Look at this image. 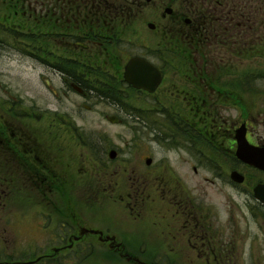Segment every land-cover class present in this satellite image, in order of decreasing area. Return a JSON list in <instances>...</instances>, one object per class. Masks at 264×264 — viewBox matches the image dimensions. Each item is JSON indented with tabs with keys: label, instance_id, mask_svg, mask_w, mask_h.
<instances>
[{
	"label": "rangeland",
	"instance_id": "1",
	"mask_svg": "<svg viewBox=\"0 0 264 264\" xmlns=\"http://www.w3.org/2000/svg\"><path fill=\"white\" fill-rule=\"evenodd\" d=\"M128 1L135 3L133 18H136L137 24L135 30L128 26L124 31L126 38L133 42V49L121 53L111 43L102 48L90 46L92 48L90 51L99 56L104 49L108 51L107 56L125 57V59L133 53H146L160 63L153 50H156L159 43L163 45L159 40L163 37V30L167 27H172L174 30L182 28L178 24L181 25L188 15L192 0ZM110 2L112 3V0ZM238 2L239 12L245 15L240 16L244 24L239 25L235 30L238 35L225 38L216 35L205 42L203 55L211 62L212 72L214 71L212 75L216 73L222 76L214 86L227 88L229 92L233 89V92L237 93L238 109L221 107L222 110L213 114V119L223 123L220 121L223 116L227 118L228 126L231 121L233 126L238 122V128L247 122L249 131L259 138V140L256 138L258 141L264 143V58L257 56L260 54V47L264 48V0H238ZM228 3L227 11L233 10L235 0H228ZM207 5L208 3H205V10ZM199 6V3H195L194 7ZM222 7L217 8L224 11ZM200 9L199 7V11ZM113 10L117 12L116 15L120 14L119 10ZM165 10L177 14V17L180 15V18L173 19ZM199 14L201 17L208 16L207 11H201ZM149 23L157 25L155 28L158 35L148 27ZM223 29L219 28V30ZM14 40L17 41L11 35L0 32V106L11 104L16 107V116L12 118L18 120L6 123L5 126L11 127L13 122H18L17 126L25 135H38L41 137L40 141H51L56 146L60 145V141L65 145L72 139L73 148L70 147V152L66 151L65 157L63 156L65 163L71 162L67 171L57 167L56 160L51 158L52 152L44 153L43 147L40 146L39 155L54 165H51L55 170L54 177L56 178L55 174L59 173V180L65 184L63 199L98 200L102 195L101 191L111 181L114 184V179H117L106 172V169L111 168L112 163L118 160L110 157V152L113 150L120 152V164L128 167L125 181L127 189L132 190L131 187L136 184L137 177L133 171L141 165V159L151 155L154 158L153 167H157L159 185L164 189L167 187L178 189L176 192L178 199H181L184 193L185 199L189 196L190 201L192 200L194 205L201 207L208 215L207 225H210L208 236L214 241L213 243L221 242L223 251H232L230 255L233 259H235L233 255L236 256L235 264H264V218L260 216H264V208L259 206L251 192L256 182L261 180H258L259 174L239 165V171L247 174V179L243 184L238 185L230 177L231 170L236 168L235 162L225 154L215 156L208 149L207 159L204 156L199 157L198 153H203L204 150H198L200 144L194 142L192 138L196 135H189L187 138L188 134L184 133L182 138L178 136L176 129H171L167 121L157 125L155 120L162 118L154 112L147 119L145 118L148 123L146 124L137 122L133 113L128 111L134 110V106L141 103L149 105L150 101L166 105L169 99L163 94L155 99L143 96L139 98L134 93L124 96L121 94L124 107L111 105L103 96L84 97L81 94H69L73 92L65 86L60 74L52 69L47 70L28 57L23 45ZM39 50L40 48L37 51L34 49L38 56L42 55ZM236 54L239 58H236ZM163 55L175 57L174 51L161 53L160 57ZM49 56H55V50L53 54L49 53ZM232 59L234 64L238 65V70L236 75L226 78ZM179 61L175 60L170 66L169 82L184 88L189 85L190 77L176 72L185 66ZM161 64L165 65L166 62L161 61ZM222 68L226 71L221 72ZM233 71H228L227 75L229 76ZM211 76H206L208 83ZM51 87L57 88L61 97L55 95ZM114 91L118 92V88L113 89L112 86L108 91L109 95L116 94ZM125 107L127 110L122 115L121 110ZM56 111H60V114H56ZM111 113H120L123 122L111 123L107 119V115ZM57 115L67 117V122H59ZM73 122L77 126L76 138L69 135L70 131L65 134L62 132L73 125ZM156 132L159 133V137ZM164 133H170L165 141L160 138ZM3 135L6 133H3V128L0 127V136ZM57 151L60 152L58 148ZM8 161L14 162L16 168L14 173L0 172V190L4 189L2 193H6L0 198V247L7 248V251H3L1 261L8 260V264H18V262L35 260L42 254L50 252L34 251L38 246L31 243L30 238L36 237L35 240L42 243L41 248L55 243L50 230L40 232L39 227L41 222L48 220L51 221V228H54L57 223L54 217L60 215L55 212L53 201L60 196L57 193L55 197L53 190L50 191L37 179L29 168V162L22 163L19 156ZM118 165L119 163L116 162L111 168L112 171L117 170ZM71 174L74 179L73 185ZM149 183L154 184V182ZM66 185L73 186L75 190L71 191ZM162 192L161 189V195ZM101 197L100 201L111 205V207L106 206V209L113 216V212L118 211L115 204ZM161 199L166 200L168 197L165 195ZM83 208L87 216L101 215L97 212V208L92 209L88 203L87 207L80 206V209ZM147 216L151 217L153 214L149 212ZM24 248H29L32 252L23 251ZM168 252L170 251H145L143 257L154 258L157 254L155 257L157 260L169 263ZM184 252L180 253L178 260H183L187 254L189 257L193 256L192 251ZM108 253L95 251L92 264H106ZM109 254L113 258H119L117 253ZM194 257H196L195 253ZM44 261L37 264H55L53 262L55 260Z\"/></svg>",
	"mask_w": 264,
	"mask_h": 264
},
{
	"label": "flooded vegetation",
	"instance_id": "2",
	"mask_svg": "<svg viewBox=\"0 0 264 264\" xmlns=\"http://www.w3.org/2000/svg\"><path fill=\"white\" fill-rule=\"evenodd\" d=\"M128 5L126 0H112V3L110 0H0V32L11 35L18 41V44L23 45L28 57L40 63L47 70L52 69L60 74L65 86L73 92L69 94H81L84 97L103 96L115 107H124L121 94L124 96L134 93L139 98L143 96L148 99H155L163 94L169 99L166 105L150 101L149 105L141 103L135 105L134 110L128 111L133 113L134 118L140 123H146L145 118L147 119L154 112L162 118L155 120L157 125L167 121L171 129H176L178 136L182 138L184 133L188 134L187 138L189 135H196L192 138L194 142L200 144L198 150H204L203 153H198L199 157L204 156L207 159L206 151L209 149L211 154L221 156L223 153L237 163L238 122L233 126L231 121L228 126L227 118L223 116L220 119L223 123L213 119V114L222 110L221 107L238 109L237 93H234L233 89L229 92L224 87L216 88L215 81H209V83L206 81V76L211 75V72L206 71V56L192 54L181 57L179 63H185L184 67L187 70L184 72L179 68L176 72L190 77L189 85L182 88L169 82L170 66L175 62L174 56L160 57L158 51L153 50L155 57L160 59L159 63L146 53L137 54L148 59L164 74L158 89L150 93L134 88L125 80V65L130 57L135 55L134 53L125 59V57H111L104 54L96 56L93 51H90L92 49L90 46L102 48L115 42V44L119 42L121 53H127L133 49V42L126 38L125 31L117 23L128 24L130 29L135 30L137 20L133 18L134 8ZM113 9H120L121 13L113 16ZM168 15L173 19L177 17V14ZM178 16L177 18H180V15ZM195 17L193 15L191 19L197 21L193 19ZM215 19L221 24L228 21V17L223 15ZM231 22L237 23L239 19L232 16ZM238 25L233 30H236ZM185 27L191 28L193 39L198 36L200 28H206V26L187 22ZM163 31L162 38L170 41L174 29L167 27ZM154 32H157V28ZM17 41L14 40L16 43ZM80 47L84 49L81 54ZM38 48L42 55L38 56L34 52V49ZM54 50L55 56L50 57L49 53L53 54ZM161 61L166 64H161ZM112 86L113 89L117 87L118 92L114 91L116 94L109 95L108 91ZM50 89L55 95H60L57 88L51 87ZM62 93L66 92L62 91ZM125 108L121 110L122 115L127 110ZM16 110V107L11 104L0 106V127L3 128V133H6L0 136V172L14 173L16 164L8 159H15L19 156L22 163L29 162L30 170L50 191L53 190L55 197L57 193L60 196L53 201L55 212L60 215L54 217L55 222L57 221L54 228H51V221L48 220L41 222V227H39L40 232L50 230L55 243L41 248L42 243L35 240L36 237L30 238V242L38 246L34 251L50 252L42 254L35 260L18 262V264H37L42 260H45L44 262L55 260L53 261L55 264H92L95 251L119 254V258H113L108 253L109 257L105 259L106 264L236 263V256L233 255L235 258L233 259L230 255L232 251H223V244L213 243L214 241L208 236L210 229V225H207L208 215L201 207L194 205L189 196V200L185 199L184 193L183 197L178 199L176 193L178 189L168 187L164 189L159 185L157 167H153L154 158L151 155L141 159V165L133 171L137 176L136 184L131 187L132 190H128L125 181L128 167L120 164L118 150L117 154L116 152L110 153L112 159H118L112 163L111 168L116 162L119 165L117 170L112 171L108 167L106 172L117 179H114V184L111 181L101 191V196L115 204L118 211L113 212V216L106 209V206L111 207V205L100 201L101 196L98 200L88 201L63 199L65 184L59 180V173L55 174L56 178L54 177L55 170L51 167L53 164L39 155L40 146L43 147L44 153L52 152L51 158L56 160L57 167L67 171L71 162L65 163L63 156L65 157L66 151L70 152V147L73 148L72 139L69 138L70 143L65 145L60 141V145L56 146L51 141H40L41 137L38 135H25L24 131L17 126L18 122H13L11 127L5 126L11 121H18L12 118H15ZM56 114H60V111H56ZM121 114L111 113L107 115V118L113 115L114 120L118 119V122L122 123ZM57 116L59 122H67V117ZM68 131H70V136L76 138L77 126L74 122L62 132L65 134ZM155 134L158 136L159 133ZM247 135L251 142L255 141L254 138L259 140L258 137H254L249 128ZM169 136L170 133H164L160 138L165 141ZM71 161L75 162L72 159ZM71 179L73 185V174H71ZM148 180L154 184L150 185ZM11 186L14 187L12 184ZM66 186L69 187V185ZM69 189L75 190L73 186ZM161 189L163 195L160 194ZM2 190L4 189L0 190V198L6 194L2 193ZM165 195L168 199H161ZM87 203L92 209L97 208V212L101 215H85L83 212L85 209H80V206L87 207ZM149 212L153 216L148 217ZM24 249L23 251L32 252L29 248ZM4 250L7 251V248L0 247V264L9 263L8 260L1 261ZM145 251H170L168 252L169 263L157 260L155 258L157 254L154 258L143 257ZM182 251H192L193 256L189 257L187 254L183 260H178Z\"/></svg>",
	"mask_w": 264,
	"mask_h": 264
},
{
	"label": "water",
	"instance_id": "3",
	"mask_svg": "<svg viewBox=\"0 0 264 264\" xmlns=\"http://www.w3.org/2000/svg\"><path fill=\"white\" fill-rule=\"evenodd\" d=\"M126 78L137 87L153 91L160 83L162 75L153 65L136 57L127 66ZM238 156L244 162L264 170V147L250 145L244 132L239 137ZM232 177L240 183L244 181V176L239 172H233ZM254 191L255 196L264 202V183L258 184Z\"/></svg>",
	"mask_w": 264,
	"mask_h": 264
},
{
	"label": "trees",
	"instance_id": "4",
	"mask_svg": "<svg viewBox=\"0 0 264 264\" xmlns=\"http://www.w3.org/2000/svg\"><path fill=\"white\" fill-rule=\"evenodd\" d=\"M200 1V0H199ZM218 6L219 7H222V6H220L219 4H218ZM206 9H208L209 10V13H211L212 14V16L214 15V13L216 14V16H219V15H221V14H217L215 11H216V6H212V5H210V6H206L205 7ZM223 8V7H222ZM225 8H228L227 6L225 7ZM189 10H190V7H189ZM224 12V11H223ZM226 14V13H225ZM229 16H230V10L228 11V15L226 14V15H224V17H228V21H224V23H230L229 22ZM198 22H199V20H198ZM178 42H184V37H183V34L181 33L180 35H178L176 38H175V44H177ZM256 46V45H255ZM257 51V50H256ZM260 54H264V48L263 47H260Z\"/></svg>",
	"mask_w": 264,
	"mask_h": 264
}]
</instances>
